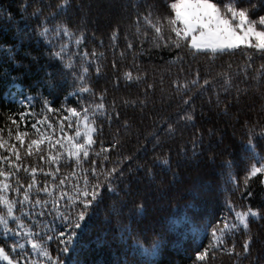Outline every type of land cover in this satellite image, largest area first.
<instances>
[{
    "label": "trees",
    "instance_id": "1",
    "mask_svg": "<svg viewBox=\"0 0 264 264\" xmlns=\"http://www.w3.org/2000/svg\"><path fill=\"white\" fill-rule=\"evenodd\" d=\"M59 2L60 0H43L45 5L51 3L53 7H45L41 15L58 13L56 18L50 21L51 24L63 20L68 22L77 34L81 30L84 31L86 40L81 44L80 51L86 48L91 52L95 49L101 66L99 75L95 72L96 64L90 67L85 83H90L95 92L106 88L107 102L110 105L115 98L121 113L120 120H114L110 126L105 121L104 134L99 139L107 144L117 129H120V136L117 139L122 141L123 153L125 155L136 153L133 166L145 162L153 153L149 152L146 157L143 152H138V149L143 143L144 135L153 131L154 121L155 126H158L161 118L171 117L173 121L177 119L176 112L180 102L173 94L174 89L169 87V81L176 75L175 66L165 63L168 60L167 52L152 51L151 54L145 52L142 55H134L140 52L139 40L135 41L136 49L127 51L123 56L120 55L121 50L125 48V34L127 33L129 39L136 34L133 5L137 3V0H69V6L66 9H56L54 6ZM139 2L143 6L144 0ZM213 2H219V0H213ZM24 3L28 4L27 13H32L38 6L35 0H0V45H2L0 46V129L4 130L2 135L5 140L9 139V128L13 130V133L16 130V126L11 124L8 117L12 116L19 120L20 112L30 111L40 114L35 119L41 118L44 115L41 104L44 97L54 102V108H59L61 104L75 106L77 96L69 95V93L75 92L81 85L76 82L72 72H79L81 66L85 64L77 57L74 68H64V64L72 63V57L76 52L75 45L70 46L63 64L58 59L49 57L46 53L52 50L51 46L34 32L37 19L25 16L19 10L18 5ZM9 12L12 14L11 17ZM117 27L119 36L117 41L113 42L110 37L112 30ZM29 29L33 30L29 38L19 41V46L16 47L18 36L23 32H29ZM144 31L145 28L141 25V33ZM101 41H103L102 44ZM61 42L54 41L57 45ZM148 47L146 43L144 48L148 49ZM244 49L245 46H241L234 55H224L222 59L217 57L215 61H210L205 56H198L185 64L186 68L191 66V71L199 66L202 74L207 68L212 67L213 75L220 70V66H225L227 70L226 66L230 64L234 77L232 96H225L223 92H220V89L224 87L223 80L216 79L214 86L209 85L208 90L196 97L193 102L197 110L195 125H178L175 137H163L164 146L158 149L162 153H167L169 148L172 149V167L178 175L173 176L171 172L162 171L160 166H156L154 179L139 171L133 174L137 179L132 180L130 187H126L128 181L118 183L120 195L108 197L88 229L77 238L78 251L75 259L78 264H125L126 261H135V264H238L236 257L219 253L215 259L207 258L205 261H198L195 253L209 246L211 227L216 219L232 214L228 206L229 201L237 208L248 205L257 208L264 206V183L260 182V178H249L247 186L245 185L247 171L253 161L248 159L247 146L244 144L247 139L246 129L242 127L245 120L264 125V98L254 88H249L248 94L243 95L239 103L233 99L235 87L249 86L243 82L242 76L239 79L235 78L237 71L243 69L248 62ZM27 52H31L32 55H27ZM113 60L119 65V71L112 67ZM251 62L253 69H257L264 60L256 56ZM170 68L171 71H169ZM127 70H131L134 79L128 82L121 77L117 84L116 77ZM251 74L254 75V71ZM137 75L141 77L147 75V80L136 81ZM49 80L52 84L51 88L47 83ZM146 83H154L156 88L154 92L149 90V102L143 112L139 105L136 107L130 104L123 105V100L144 99ZM16 86L19 87L17 92L24 98L23 103L9 96L11 91L16 90ZM214 91L220 92L221 108L224 107V100L231 101L232 107L229 108L227 115L217 109L214 96L213 103L208 102L210 94ZM92 96L93 92H89L84 94L83 99L90 100ZM47 115L53 123L59 119L56 113ZM59 115H66V113ZM124 120L131 125L127 132L121 127ZM33 122L32 116L27 117L26 122H20L19 130L33 133L34 130L31 129ZM196 128L205 133L203 155H198L191 161L185 157L184 162L177 168L176 149L183 144L189 151L191 150L190 141ZM209 128L214 130L211 146L207 136ZM259 131L258 126L256 129L257 151L264 156V138L259 137ZM28 138H36V136L31 135ZM99 147L98 143L93 151H98ZM116 158L117 153L112 152L107 166L111 167V161ZM32 162L35 163V157L32 158ZM74 164L75 161H72L71 165ZM71 165L65 156L60 175L69 179V186L77 179L73 172L79 174L80 171L79 168L74 169ZM43 166L47 170V165ZM80 167L90 168V161H82ZM21 175L25 174L21 173ZM230 177H235V181ZM37 180L41 182L42 187L45 177L38 174ZM47 180L51 187L52 179L49 177ZM248 192H252L253 196L248 197ZM46 198L44 195L40 196L41 200ZM32 199H35V196ZM122 200L126 201V206L121 215L117 216L109 210V205L116 201V206L119 207ZM140 203L145 206L143 214L134 211V205ZM27 207L31 205L26 206L25 210ZM40 210V207H36L33 212L39 213ZM35 219L37 223L43 220L41 230L44 225L57 231L62 230L61 222L54 219V214L45 217L36 215ZM31 223L32 217H27L25 229L31 226ZM250 229L251 233L258 237L253 244V254L261 257L258 264H264V220H250ZM241 232L229 234L228 243L230 244L233 239L242 242L244 237ZM153 238L159 244L155 255L144 257L139 252H134V240L138 239L145 246H150ZM15 240L16 237L12 233L5 234L0 227V241H7L9 248H6V251L13 260L18 258L17 252H12L10 248ZM19 242L25 244L27 251H31V246L27 244L26 239H21ZM50 250L55 256V241L50 245ZM237 250L239 251V246ZM0 264L7 263L0 261ZM242 264H248V260H243Z\"/></svg>",
    "mask_w": 264,
    "mask_h": 264
},
{
    "label": "snow or ice",
    "instance_id": "2",
    "mask_svg": "<svg viewBox=\"0 0 264 264\" xmlns=\"http://www.w3.org/2000/svg\"><path fill=\"white\" fill-rule=\"evenodd\" d=\"M35 3L38 6L33 9L32 13L26 12L27 3L18 5V7L25 16L37 19L35 35L44 39L52 48L46 54L63 64L65 56L70 51V46L75 45L76 52L72 57V63L64 64V68H74L77 57L85 64L81 66L79 72H72L76 82L81 85L75 92L69 93V95L77 96L75 106L61 104L59 108H54V102L44 97L41 100L44 113L41 118L35 119L40 114L30 111L20 112L19 120L9 116L8 119L12 125L16 126V130L13 133V130L9 128L8 140H5L2 135L4 130L0 129V150H3L0 151V227L3 228L5 234L12 233L16 237L10 248L12 252H17L18 256L13 260L6 251V248H9L7 241H0V258L7 261V264H78L75 259L78 251L77 238L88 229L97 216L98 210L104 206L106 199L113 195H120L118 183L128 181L126 187H130L132 180L137 179L133 174L139 171L154 179L156 166H160L162 171L171 172L173 176L178 175L172 167V149L169 148L167 153L159 152L158 149L164 146L163 137H175L178 125H195L197 110L193 102L196 97L208 90L209 85L214 86L216 79L223 80L224 87L220 89V92H223L225 96H232L234 77L230 64L226 66L227 70L225 66H220V70L213 75L212 67L207 68L203 74L199 66L191 71L190 65L188 68L185 67L188 61L195 60L198 56H205L210 61H215L217 57L222 59L224 55H234L237 50L241 49V46H245L244 54L248 62L243 69L237 71L235 78L239 79L242 76L243 82L249 86L235 87L233 99L239 103L242 96L248 94L249 88H254L264 98V63L259 68L253 69L251 62L256 56L264 60V0H219V2H213V0H151L149 2V0H144L143 6L137 0V3L133 5L135 9L133 23L136 26V34L132 39L128 38L127 33L125 34V48L121 50L120 55L123 56L127 51L136 49V40H139L140 52L134 55H142L145 52L151 54L152 51L167 52L168 60L165 63L176 68L175 78L169 81V87L174 89L173 94L180 102L175 121L171 117L161 118L158 126H155L154 121L153 131L144 135L143 143L138 149V152H143L146 157L149 152L153 155L145 162L134 166L136 153L125 155L121 150L122 141L117 139L120 136V129H117L107 144L99 139L104 134L105 121L110 126L114 120H120L121 113L115 98L110 105L107 102L106 88L95 92L90 83H85L86 74L93 64H96L95 72L98 75L101 72L95 49L91 52L86 48L80 51L81 44L86 40L84 31L81 30L77 34L69 23L63 20L51 24L50 21L54 20L58 13L43 16L41 13L45 7L51 8L53 5L51 3L45 5L43 0H35ZM68 6L69 0H60L54 7L66 9ZM11 15L9 12V17ZM141 25L145 28L143 33H141ZM32 31L29 29V32L20 34L16 47L19 46V41L28 39ZM118 36L119 28L117 27L112 30L110 38L116 42ZM55 40L62 42L57 45L54 43ZM146 43L149 45L148 49L144 48ZM26 54L32 55L31 52ZM112 67L119 71V65L115 60L112 61ZM253 71L254 75L251 74ZM121 77L128 82L134 79L131 70L118 75L117 84ZM141 79L147 80V75L135 77L136 81ZM47 83L51 88V81ZM161 84H163V79H161ZM155 88L154 83H146L144 99L123 100L122 103L125 106L130 104L132 107L139 105L143 112L149 102L148 92L149 90L154 92ZM89 92H93L92 98L84 100V94ZM220 92H212L208 102L213 103L212 97L214 96L217 109L227 115L232 103L224 100V107L221 108ZM48 113H56L59 116L58 121L53 123ZM60 113H66V115L61 116ZM29 116L34 118L31 124L34 132L20 131V122H26ZM258 126L260 127L258 135L264 138V125L252 123L250 120H245L242 124V127L246 129L247 139L244 144L247 146L248 159L253 161L247 171L246 186L248 179L252 177L260 178V182L264 183V156L257 151L256 143ZM121 127L127 132L131 125L124 120ZM213 134L214 130L209 128L207 130L209 146H211ZM31 135H35L36 138L29 139ZM204 137L205 133L196 128L190 141L191 150L189 151L183 144L177 147V168L184 162L183 158L187 157L191 161L198 155H203ZM98 143L99 150L93 151ZM112 152L117 153V158L112 160V166L108 167ZM65 156L70 165L72 161H75V164L71 165L74 169H80L79 174L73 172L77 179L71 183V186H69V179L60 175ZM33 157H35V163L32 162ZM100 157L103 159H99ZM25 160L29 162L25 163ZM82 161H90V168H81ZM38 164L40 166H37ZM43 165H47V170ZM21 173L25 175L22 176ZM38 174L45 177L42 187L41 182L37 180ZM49 177L53 181L51 187L47 180ZM230 178L233 181L236 179L235 177ZM57 180L58 183H56ZM41 195L47 198L41 200ZM247 195L252 197L253 193L248 192ZM33 196L35 199H32ZM28 205L31 207L25 210ZM125 206L126 201H120L119 207L116 206V201H113L109 205V210L120 216ZM228 206L232 214L216 219L211 227V242L208 247L195 253L197 260L215 259L219 253L236 257L238 264H242L245 259L248 260V264H258L261 257L253 254V244L258 237L251 233L250 220H264V206L257 208L248 205L237 208L231 201ZM36 207H40L39 213L33 212ZM134 211L143 214L145 206L143 203L135 204ZM52 214H54V219L60 220L62 230L57 231L49 228L48 225H44L41 230L43 220L37 223L35 216L45 217ZM27 217H32V223L25 229ZM13 224L15 227H10ZM237 232H241L244 237L242 242L233 239L229 244L227 236ZM21 239H26L27 244L31 246L30 252L26 250L24 243L19 242ZM53 241L56 243L55 256L50 250ZM134 244V252H139L144 257L155 255L159 249L155 238L150 246H145L138 239L134 240ZM33 256L35 258H32ZM125 264H135V261H126Z\"/></svg>",
    "mask_w": 264,
    "mask_h": 264
},
{
    "label": "rangeland",
    "instance_id": "3",
    "mask_svg": "<svg viewBox=\"0 0 264 264\" xmlns=\"http://www.w3.org/2000/svg\"><path fill=\"white\" fill-rule=\"evenodd\" d=\"M18 89H19V87L16 86V90L11 91L9 96L13 100H15L17 102H20V103H23L24 102V98L21 95H19V93L17 92ZM0 261L5 262V260H3L2 258H0ZM6 263H7V261H6Z\"/></svg>",
    "mask_w": 264,
    "mask_h": 264
}]
</instances>
